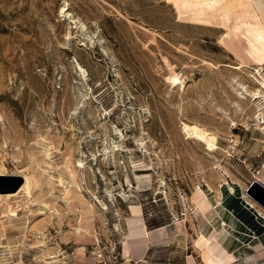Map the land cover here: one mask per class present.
<instances>
[{"label":"rangeland","instance_id":"374dc122","mask_svg":"<svg viewBox=\"0 0 264 264\" xmlns=\"http://www.w3.org/2000/svg\"><path fill=\"white\" fill-rule=\"evenodd\" d=\"M254 28L264 0H0V172L31 180L0 201V264H205L202 200L226 222L208 232L230 238L224 264H264L259 223L224 211L264 210ZM139 218L155 233L135 260Z\"/></svg>","mask_w":264,"mask_h":264},{"label":"bare ground","instance_id":"6f19581e","mask_svg":"<svg viewBox=\"0 0 264 264\" xmlns=\"http://www.w3.org/2000/svg\"><path fill=\"white\" fill-rule=\"evenodd\" d=\"M175 1L183 2V5H185V6H191V5L202 6L204 4H207L208 6L212 7L216 3L219 4L222 0H175ZM253 31L256 34V36H255L256 43L253 44V49L255 51H257L259 53V55L264 56V35H263L262 31H260V29H258V28H254ZM170 80H172L174 83H178L180 81V78L178 76H174V77L170 78ZM184 129L189 134V136L190 135L195 136L200 141L205 142L210 148L215 147L216 138L214 137V135H210L211 133H208L206 130L198 127L197 125H188V124L184 125ZM79 166L83 167L82 164ZM1 175L7 176L4 171L0 172V176ZM19 175L24 180L21 187L16 192H13V193H7V194L0 193V201L2 200V198L4 196H10V197L15 196L20 191H22L23 189L26 190L27 193L30 192L31 180H30L29 176L27 174H19ZM229 190H231V192H233L234 188L232 187ZM201 192H204V190L203 189L199 190L198 195ZM232 197H234V196H232ZM232 197L230 198L231 201L230 200L225 201V204H226V207L224 210L225 213L237 215L238 217H240L241 215H244V216L249 215L250 217H252L253 219H255L259 223V225L261 226V228L259 229V234L263 236L264 210L255 207V204L252 203V201H246L245 200L246 198H244V197H242L241 199L238 198V200H236ZM202 201L203 202H202L201 208L204 211L203 213L206 214V221H207L208 227H206L205 230L203 229L201 231L200 237L198 238V240L196 242L199 246H202V259H203V262L205 264H224L228 260L235 257V255L233 253H231L232 250L229 247L230 245L227 244L228 241H230L229 240L230 238L225 239L224 238L225 234L223 235V239L221 242L222 243L226 242L225 246H222V244H220L221 243L220 240L217 239L218 236H220L219 235L220 232H222V231H223L222 233L225 232L224 229L226 226V222L224 219H220L217 217V214L214 212V209L212 208L211 204H209V202H207L205 200H202ZM103 208L106 209L107 207L104 205ZM217 219H218V223H216ZM216 225H218L217 228H216ZM211 229H212V232H213V229H215L219 233L209 234L208 232ZM250 229L253 230L252 228H250ZM251 230H246L245 233L243 234V237H246V235L251 234V237L253 239H255L252 242H257V240H259L260 238H259V236L258 237L254 236L255 235L254 231H251ZM1 237H2V235H0V239H1ZM262 238L264 240V237H262ZM224 239H225V241H223ZM0 243H1V240H0Z\"/></svg>","mask_w":264,"mask_h":264},{"label":"crops","instance_id":"0c3cea01","mask_svg":"<svg viewBox=\"0 0 264 264\" xmlns=\"http://www.w3.org/2000/svg\"><path fill=\"white\" fill-rule=\"evenodd\" d=\"M139 219V234L137 233L138 236L129 238L130 243L125 248L126 255L129 256L130 254L131 257L135 260L144 259V256L148 252L149 244L151 242L150 237L155 233V231H152V229L147 228V224H145V222L141 218ZM157 231L160 233L161 231H163V228H160V230L157 229Z\"/></svg>","mask_w":264,"mask_h":264},{"label":"water","instance_id":"95a60500","mask_svg":"<svg viewBox=\"0 0 264 264\" xmlns=\"http://www.w3.org/2000/svg\"><path fill=\"white\" fill-rule=\"evenodd\" d=\"M23 178L20 176H0V193H13L16 192L21 185L23 184ZM252 190L250 193L252 194H262L264 196V187L260 185L257 181H254L251 185ZM258 194V195H259ZM255 198L260 202V204L264 205V197L262 198L260 195ZM1 235V233H0Z\"/></svg>","mask_w":264,"mask_h":264}]
</instances>
